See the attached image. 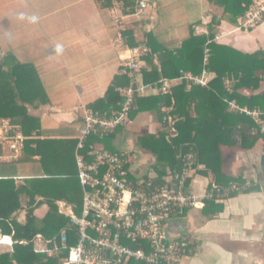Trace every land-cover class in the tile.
Listing matches in <instances>:
<instances>
[{"label":"crops","instance_id":"obj_1","mask_svg":"<svg viewBox=\"0 0 264 264\" xmlns=\"http://www.w3.org/2000/svg\"><path fill=\"white\" fill-rule=\"evenodd\" d=\"M137 1L0 0V56L11 53L18 63L32 65L48 99L46 105L30 110L40 128L33 132L35 138L26 141L48 146L35 155L31 154L34 149L23 148L16 162H0V178L12 177L16 184H22L31 178L61 176L69 188L76 172L74 145L83 110L104 97L114 77L121 74V59L130 55L122 38L120 41L122 31L132 32L138 48L146 47L150 34L158 45L174 50L189 37L190 27L196 36L207 35L208 26L216 21L215 44L244 55L264 52V22L253 30H240L242 17L233 23L223 8L208 0H144L148 8L138 14ZM146 68L141 60L140 81L141 71ZM257 75L261 79L259 88L243 89L241 96L264 93V71ZM214 78L211 73L209 81ZM156 95L150 91L144 96ZM193 108L194 105L189 109L190 117L194 116ZM161 131L156 112L144 111L133 115L105 142L108 151L127 155V181L137 184L155 179V157L137 140L145 135L157 136ZM105 143L95 145L104 149ZM219 151L223 175L255 189L205 207L213 176L199 165L196 170L201 172L193 171L186 185V190L196 197V206L182 217L165 222L164 234L170 240L187 239L193 245L180 264H264L263 139L249 149H243L238 142L219 146ZM169 175L167 171L161 179ZM56 180L52 188L63 197L68 188ZM20 201L24 204L26 200ZM56 205L69 210L63 200ZM47 212V205H41L34 215L42 219ZM23 214H19V221Z\"/></svg>","mask_w":264,"mask_h":264},{"label":"trees","instance_id":"obj_2","mask_svg":"<svg viewBox=\"0 0 264 264\" xmlns=\"http://www.w3.org/2000/svg\"><path fill=\"white\" fill-rule=\"evenodd\" d=\"M208 1L223 8L231 16L233 23L244 16L251 3V0ZM217 25L218 22L212 21L208 26V34L201 36H196L190 27L189 37L174 50H167L158 45L150 34L147 35L145 46L148 53L141 59L147 67L141 71L143 84L157 85L161 79L173 80L182 73L198 76L203 70L213 73L215 78L207 88L193 86L186 90L184 84H178L170 88L167 95L137 97L136 109L130 116L154 111L162 126V131L157 136L145 135L137 140L142 149L155 157L154 171L157 176L151 184H162L161 178L167 171L170 174L180 172L185 158L192 155L199 165L204 166V171L213 176V184L208 189L210 197L205 199V207L215 201L255 189V186L245 187L240 180L227 178L221 171L219 146H234L240 142V147L249 149L262 139L254 121L229 111L224 100L234 101L240 107L264 109V93L250 98L239 94L243 89L256 91L259 88L261 79L257 74L264 71V52L244 55L215 44L213 33ZM121 38L127 49L139 46L130 30L122 31ZM206 49L208 57L204 63ZM120 73L114 77L104 97L90 104L88 109L98 112L102 117H109L118 110L121 102L118 89L128 85L123 70ZM226 79L231 81V93L226 90ZM47 103V95L35 68L18 63L11 53L0 56V119H9L23 135L30 136L40 128L39 120L29 114L30 110ZM192 105L194 116L190 117L189 109ZM171 128L174 130L173 135L169 132ZM116 131L103 140L96 136L90 137L84 153L89 148H95V143H108ZM106 143L103 150L108 151ZM46 146L48 145L42 142L28 141L24 148L30 151L34 149L31 154L35 155ZM261 168L264 172V152ZM194 171L201 172L196 169ZM56 179L61 180L63 177L49 175L45 178H31L22 184H16L12 177L0 178V233L12 235L14 242L12 252H0V264H60L59 260L66 255L67 249L75 245V230L70 221L59 213L56 202L63 200L71 206L75 215L80 214L81 189L77 172L74 179H70L69 188L67 180H61L68 188L63 197L57 196L60 191L52 188L57 183ZM187 182L188 180L186 185ZM148 183H143L142 188L145 189ZM130 184L135 186L134 183ZM21 198L26 200L24 204L21 203ZM41 205H47L48 212L44 218L39 219L34 213ZM21 212H24L23 220L19 221ZM62 233L69 234L65 237L66 244L63 248ZM37 235L48 242L49 249L59 248L60 253L52 257L35 253L34 239ZM185 242L187 251L191 252L193 245L187 239Z\"/></svg>","mask_w":264,"mask_h":264},{"label":"built area","instance_id":"obj_3","mask_svg":"<svg viewBox=\"0 0 264 264\" xmlns=\"http://www.w3.org/2000/svg\"><path fill=\"white\" fill-rule=\"evenodd\" d=\"M148 8L147 1H137V13L143 14ZM264 22V0H251L239 29L250 31ZM120 41H121V36ZM129 57L121 59L123 74L128 85L119 88L121 102L117 111L109 117L85 108L82 126L76 138L75 167L81 189V211L77 216L71 209L59 213L70 221L75 230L76 243L67 249L60 264H180L187 251L185 240L166 238L163 226L172 217H182L196 206V197L186 190L189 175L199 168L192 155L185 158V164L178 173L161 179L162 184L153 185L152 180L143 189L145 182L127 181L128 158L123 152H111L89 148L84 153L90 137L105 139L112 132L125 127L135 111V100L148 92L167 95L174 84H184L186 89L193 86L207 88L211 73L203 70L198 76L182 73L173 80L161 79L157 85H146L138 79L140 62L148 53L146 47L127 49ZM204 63L208 50L204 51ZM228 93L231 81L225 80ZM229 111L244 115L254 121L257 132L264 142V109L240 107L234 101L224 100ZM171 123L170 118H168ZM174 134V130H169ZM9 119H0V162L14 163L20 157L27 140ZM235 189V187H232ZM210 195L207 192L205 199ZM66 235L61 234L62 248ZM12 235L0 234V252H12ZM34 252L49 257L58 255L59 248L49 249L48 242L39 235L34 239ZM134 246V247H133Z\"/></svg>","mask_w":264,"mask_h":264},{"label":"rangeland","instance_id":"obj_4","mask_svg":"<svg viewBox=\"0 0 264 264\" xmlns=\"http://www.w3.org/2000/svg\"><path fill=\"white\" fill-rule=\"evenodd\" d=\"M66 208H69V209H71L72 210V208H71V206H69L68 204H67V207ZM24 215V214H23Z\"/></svg>","mask_w":264,"mask_h":264}]
</instances>
